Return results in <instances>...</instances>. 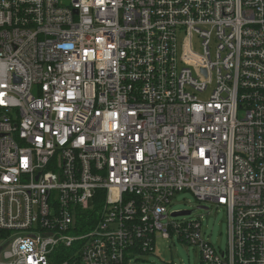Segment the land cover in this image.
<instances>
[{
  "label": "built area",
  "instance_id": "obj_1",
  "mask_svg": "<svg viewBox=\"0 0 264 264\" xmlns=\"http://www.w3.org/2000/svg\"><path fill=\"white\" fill-rule=\"evenodd\" d=\"M185 191L225 249L170 220ZM0 231V264H128L156 233L264 264V0H0Z\"/></svg>",
  "mask_w": 264,
  "mask_h": 264
},
{
  "label": "rangeland",
  "instance_id": "obj_2",
  "mask_svg": "<svg viewBox=\"0 0 264 264\" xmlns=\"http://www.w3.org/2000/svg\"><path fill=\"white\" fill-rule=\"evenodd\" d=\"M208 92L198 96L200 100L208 98ZM198 207L207 208L198 210ZM169 213L190 211L191 215L170 218L172 221H199L202 239L217 249H225L227 237L226 213L214 203L199 202L190 192H181L173 196L167 206ZM128 264H201L198 248L193 244L181 241L176 234L164 239L161 233L155 234L154 253L130 258Z\"/></svg>",
  "mask_w": 264,
  "mask_h": 264
},
{
  "label": "water",
  "instance_id": "obj_3",
  "mask_svg": "<svg viewBox=\"0 0 264 264\" xmlns=\"http://www.w3.org/2000/svg\"><path fill=\"white\" fill-rule=\"evenodd\" d=\"M198 210H202V209H207L205 207H198ZM191 215L190 211H181V212H174L172 214V217L176 218V217H185V216H189ZM7 245V243L3 244L2 246H0V252L4 249V247Z\"/></svg>",
  "mask_w": 264,
  "mask_h": 264
},
{
  "label": "trees",
  "instance_id": "obj_4",
  "mask_svg": "<svg viewBox=\"0 0 264 264\" xmlns=\"http://www.w3.org/2000/svg\"><path fill=\"white\" fill-rule=\"evenodd\" d=\"M86 216V215H85ZM81 228L82 229H80L81 230V232H83L84 231V227L83 226H81ZM3 232L2 231H0V241L2 240V239H4L3 238V234H2Z\"/></svg>",
  "mask_w": 264,
  "mask_h": 264
}]
</instances>
